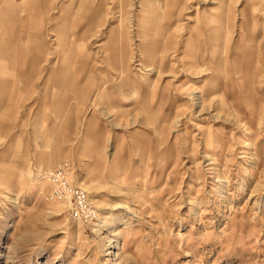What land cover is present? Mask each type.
Returning <instances> with one entry per match:
<instances>
[{"label":"rangeland","instance_id":"obj_1","mask_svg":"<svg viewBox=\"0 0 264 264\" xmlns=\"http://www.w3.org/2000/svg\"><path fill=\"white\" fill-rule=\"evenodd\" d=\"M10 3L0 264H264V0Z\"/></svg>","mask_w":264,"mask_h":264},{"label":"built area","instance_id":"obj_2","mask_svg":"<svg viewBox=\"0 0 264 264\" xmlns=\"http://www.w3.org/2000/svg\"><path fill=\"white\" fill-rule=\"evenodd\" d=\"M70 169L69 162H63L44 172V178L50 184L49 195L66 205L71 218L84 221L94 218L95 212L88 203L86 192L72 183Z\"/></svg>","mask_w":264,"mask_h":264},{"label":"crops","instance_id":"obj_3","mask_svg":"<svg viewBox=\"0 0 264 264\" xmlns=\"http://www.w3.org/2000/svg\"><path fill=\"white\" fill-rule=\"evenodd\" d=\"M22 1V0H21ZM3 2V5L0 6V59L4 58L6 50L10 49L13 45L9 41L4 40L1 35L4 30H7V27L12 26L11 22L16 17L17 9L14 7L13 3H10V0H0ZM10 19V20H9ZM29 39V37H28ZM44 45L40 41L39 50H44ZM0 62H4L3 60ZM2 67V66H1Z\"/></svg>","mask_w":264,"mask_h":264},{"label":"bare ground","instance_id":"obj_4","mask_svg":"<svg viewBox=\"0 0 264 264\" xmlns=\"http://www.w3.org/2000/svg\"><path fill=\"white\" fill-rule=\"evenodd\" d=\"M43 175V174H42Z\"/></svg>","mask_w":264,"mask_h":264}]
</instances>
